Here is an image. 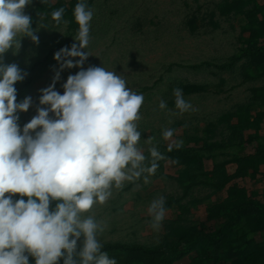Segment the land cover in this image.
Segmentation results:
<instances>
[{
    "label": "rangeland",
    "instance_id": "374dc122",
    "mask_svg": "<svg viewBox=\"0 0 264 264\" xmlns=\"http://www.w3.org/2000/svg\"><path fill=\"white\" fill-rule=\"evenodd\" d=\"M77 2L31 0L24 12L32 18L39 43L23 36L17 52L9 49L3 54V63H15L28 73L15 84L18 102L32 98L26 112H17L21 129L37 114V107H46L39 105L40 90L52 83L59 69L54 53L65 46L70 48L73 43L79 44L74 39L79 27L73 16ZM86 3L93 11V18L89 44L84 50L91 55L83 68L103 66L115 71L126 80L128 88L143 94L138 127L139 147L146 155L147 137H155L157 147L164 150L171 141L162 138V131L172 128L175 130L172 140H180L185 146L194 145L195 127L202 129L207 123L215 122L219 123L212 141L226 133L229 125H237L240 137L237 142L242 148L238 162L229 156L203 158V173L190 189L185 190L182 168L171 159L159 161L149 183L144 184L141 179L135 184L126 183L122 190L114 189L106 204L96 205L92 210L97 219L108 224L101 242L157 244L171 232L173 235L176 227L171 231L170 222L213 231L220 222L207 221L208 208L228 197L229 186L241 190L239 194L244 201L264 204V160L253 165L249 159L258 149L264 152V52L242 57L230 68L216 66L239 50L264 43V0H86ZM60 7L65 8V13L57 24L51 13ZM40 23L45 27H39ZM79 70L77 67L62 70L55 90L63 94L62 85L67 77ZM176 86L183 89L184 99L197 111L181 114L176 109L173 95ZM185 87L191 93H184ZM161 99L167 103L164 110L158 106ZM206 134L210 135V130ZM222 161H226L223 168L228 179L219 189L220 183L218 178H213V172ZM160 196L165 197L166 215L159 231H154L147 210L150 202ZM183 205L188 212L179 218ZM235 205L233 201L232 206ZM249 210L251 206L245 212ZM247 237L253 242L252 254L264 256V230L249 232ZM190 254L197 256L195 251ZM238 257L239 253H233L228 260L209 264H232ZM129 259L138 264L147 263V257L140 255H130ZM189 260L185 256L174 264H189ZM30 264H34V259Z\"/></svg>",
    "mask_w": 264,
    "mask_h": 264
},
{
    "label": "clouds",
    "instance_id": "9594fccd",
    "mask_svg": "<svg viewBox=\"0 0 264 264\" xmlns=\"http://www.w3.org/2000/svg\"><path fill=\"white\" fill-rule=\"evenodd\" d=\"M30 3L0 0V264H30V257L34 264H117L102 250L100 237L108 224L92 210L126 183H149L159 161L168 157L155 137L146 139L147 156L139 147L143 94L128 88L115 71L83 68L91 55L84 50L93 18L86 0H78L73 10L79 44L54 53L59 69L52 83L40 90L39 105L46 107H37L21 129L17 112H26L32 98L17 102L15 84L28 73L15 63H3L2 57L9 49L17 52L23 36L39 43L32 18L24 12ZM64 13V7L56 9L52 20L59 24ZM73 67L80 70L67 77L60 94L55 90L60 72ZM173 95L181 114L197 111L184 99L182 88L174 87ZM158 106L164 110L167 103L161 99ZM174 134L172 128L162 131V138L171 141L167 151L182 145L172 140ZM16 194L19 199H13ZM147 211L150 227L159 231L165 197L153 199Z\"/></svg>",
    "mask_w": 264,
    "mask_h": 264
},
{
    "label": "trees",
    "instance_id": "16d2710c",
    "mask_svg": "<svg viewBox=\"0 0 264 264\" xmlns=\"http://www.w3.org/2000/svg\"><path fill=\"white\" fill-rule=\"evenodd\" d=\"M263 52L264 43L258 46L255 45L250 49L239 50L230 56L228 61L216 66L222 69L230 68L242 57ZM184 93L191 92L185 87ZM218 123H207L202 129L195 127L193 135L194 145H181L179 149L173 147L172 151H167V147L164 150L159 149L168 159H171L182 168L180 171L183 174L182 184L185 185V190L197 184L198 177L203 173L201 169L203 158L216 156L223 158L229 156L230 159L236 160V162L239 160L238 156L242 148H240L237 142V139L240 138L236 129L237 125H229L226 133H223L217 141H212L214 128L218 126ZM207 130H210V135L206 134ZM200 132H203L202 136H199ZM258 150V153L253 158H249L252 159L251 163L253 165L264 160L263 150ZM224 162L226 161H222L213 172V178H218V183H220L219 189L223 188L228 179L224 176ZM239 191L242 192L233 186H229L226 190L228 197L218 205L214 206V204H211L209 206V218L207 221L216 219V221L220 222V224L216 223L215 230L213 229V231L212 229L207 231L203 229L197 230L192 226L186 227L178 223L172 225L173 222H170L168 227H170L171 231L172 227H176L173 228V235L171 232V234L157 244L145 245L134 242L115 241L104 243L102 250L107 251L111 258H115L117 264H138L134 260L129 259L130 255L147 257L146 264H174L185 256L190 257L189 264H209L210 262H217L220 259L228 260L233 253H239L240 257L232 264H264V256L256 255L257 257H255L252 254L253 242L247 237L249 232L264 230V204L249 200L244 201L243 199L245 198H243L242 194H239ZM185 192L188 195L189 192ZM13 198L19 199V194H16ZM233 201L236 203L235 206H232ZM54 205L55 202H53L52 206L54 207ZM250 206L252 210L245 212V209ZM180 209L181 215L179 218H182L183 214L188 212V208L186 205H183L180 206ZM239 229L243 233L241 236ZM192 251L197 252L196 257L191 256L190 253ZM29 259L31 262L33 258L30 257Z\"/></svg>",
    "mask_w": 264,
    "mask_h": 264
}]
</instances>
